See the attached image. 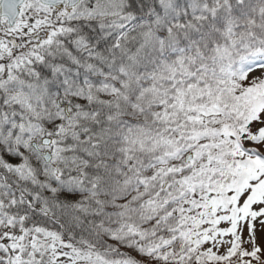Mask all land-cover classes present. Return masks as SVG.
<instances>
[{
  "label": "snow or ice",
  "instance_id": "obj_1",
  "mask_svg": "<svg viewBox=\"0 0 264 264\" xmlns=\"http://www.w3.org/2000/svg\"><path fill=\"white\" fill-rule=\"evenodd\" d=\"M0 264H264V0H0Z\"/></svg>",
  "mask_w": 264,
  "mask_h": 264
}]
</instances>
